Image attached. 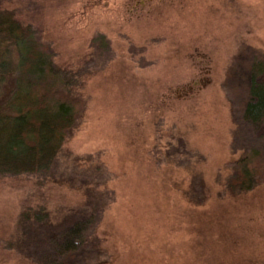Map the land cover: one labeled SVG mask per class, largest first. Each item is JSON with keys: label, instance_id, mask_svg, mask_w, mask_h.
<instances>
[{"label": "rangeland", "instance_id": "rangeland-1", "mask_svg": "<svg viewBox=\"0 0 264 264\" xmlns=\"http://www.w3.org/2000/svg\"><path fill=\"white\" fill-rule=\"evenodd\" d=\"M80 104L50 171L0 175V264H42L97 224L71 264H264V174L232 195L264 0H0ZM261 137V138H260ZM43 210L48 218H31ZM24 213L28 221H22Z\"/></svg>", "mask_w": 264, "mask_h": 264}, {"label": "trees", "instance_id": "trees-1", "mask_svg": "<svg viewBox=\"0 0 264 264\" xmlns=\"http://www.w3.org/2000/svg\"><path fill=\"white\" fill-rule=\"evenodd\" d=\"M250 70L249 100L240 125L264 132V58L255 55ZM72 82L31 26L0 11V175L50 171L79 113L80 104L71 96ZM255 142L259 144L243 149L234 163L227 186L232 195L253 190L264 174V143ZM21 218L30 219L27 213ZM47 218L39 210L31 219ZM96 224L94 216L74 222L51 241L42 264H71L90 242Z\"/></svg>", "mask_w": 264, "mask_h": 264}]
</instances>
